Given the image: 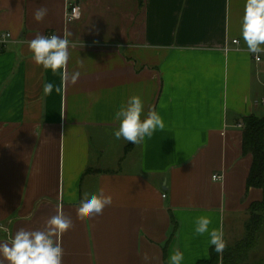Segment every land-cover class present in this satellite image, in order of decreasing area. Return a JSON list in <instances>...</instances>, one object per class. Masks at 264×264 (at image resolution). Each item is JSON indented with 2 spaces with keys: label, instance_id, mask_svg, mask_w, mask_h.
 <instances>
[{
  "label": "crops",
  "instance_id": "crops-1",
  "mask_svg": "<svg viewBox=\"0 0 264 264\" xmlns=\"http://www.w3.org/2000/svg\"><path fill=\"white\" fill-rule=\"evenodd\" d=\"M75 2L81 19L68 23ZM245 4L0 0V38L11 33L0 52V242L43 229L61 202L73 222L60 237L63 264H169L177 249L182 264H197L213 247L195 233L200 216L226 245L242 241L249 207L263 199L246 190L252 156L242 151V120L264 116V53L257 62L242 38ZM40 7L47 15L37 22ZM65 32L67 71L81 73L66 86L60 72L34 63L26 43ZM133 95L165 128L127 152L114 117ZM100 189L112 205L78 219L85 193ZM261 234L249 264H264V222Z\"/></svg>",
  "mask_w": 264,
  "mask_h": 264
},
{
  "label": "clouds",
  "instance_id": "clouds-1",
  "mask_svg": "<svg viewBox=\"0 0 264 264\" xmlns=\"http://www.w3.org/2000/svg\"><path fill=\"white\" fill-rule=\"evenodd\" d=\"M47 15V9L40 7L34 12V19L37 22L44 20ZM78 9H74V19H79ZM11 33L5 34L0 38V43L7 44ZM71 33L65 32L64 36L51 35L45 36L37 34L30 41H26L29 51L32 54L34 63L42 66L45 70H51L52 73H61L62 84L69 82L73 85L78 81L81 73L75 71L68 73L67 65L70 58V43L68 36ZM241 35L247 45V50L254 54L257 62L260 60V54L264 53V0H246L244 15L241 25ZM238 50V49H237ZM83 67L81 61L80 64ZM54 85L50 82L43 85L44 95H50ZM61 91L60 87L55 89ZM63 116V114H61ZM143 117V118H142ZM115 120L119 121L118 130L114 132L116 139L123 138L135 145H142L145 139H150L157 130H164L165 122L161 115L154 109L149 108L144 112V102L138 95L131 96L125 104H122L116 112ZM63 138V135L61 136ZM218 179L215 175L212 180ZM167 181H165V184ZM113 203L112 195H106L104 189H100L98 194L85 193L77 209V217L80 220H86L93 215H101L107 206ZM212 223L210 217L200 216L195 220V233L210 236V245L214 251L223 253L226 248V241L222 230H209ZM73 227L70 217L63 212L62 202L57 205V212L46 220L43 229L26 230L19 229L10 240L0 242V264H63L64 250L60 243V237ZM7 231V229H4ZM152 259L145 252L143 260L148 262ZM184 254L180 250H175L169 256V264H182Z\"/></svg>",
  "mask_w": 264,
  "mask_h": 264
},
{
  "label": "trees",
  "instance_id": "trees-1",
  "mask_svg": "<svg viewBox=\"0 0 264 264\" xmlns=\"http://www.w3.org/2000/svg\"><path fill=\"white\" fill-rule=\"evenodd\" d=\"M243 123V155L252 156V165L246 181L247 192L259 189L263 192V199L254 202L249 207L250 220L246 226L245 238L234 246L226 245L223 253H217L212 247L208 260H201L197 264H249V256L259 242L264 222V116L255 115L245 117ZM132 143L127 146L131 150ZM177 224L174 223V230Z\"/></svg>",
  "mask_w": 264,
  "mask_h": 264
},
{
  "label": "built area",
  "instance_id": "built-area-1",
  "mask_svg": "<svg viewBox=\"0 0 264 264\" xmlns=\"http://www.w3.org/2000/svg\"><path fill=\"white\" fill-rule=\"evenodd\" d=\"M74 9H78L79 10V13H80V17L79 19H74ZM81 5L79 2H75L73 4H69L67 6V13H66V20L68 23H72V22H77L81 19ZM8 34V33H7ZM4 36V35H3ZM2 36V37H3ZM51 36V35H49ZM1 37V38H2ZM11 35L9 36L8 40L10 39ZM233 44L234 45H239V41H233ZM7 44H4V43H0V52L4 49V47L6 46ZM260 61V60H259ZM241 127H243V125H241ZM216 177H218V179L216 181H220L221 180V177L218 176V175H215ZM164 197H166V195H164Z\"/></svg>",
  "mask_w": 264,
  "mask_h": 264
},
{
  "label": "rangeland",
  "instance_id": "rangeland-1",
  "mask_svg": "<svg viewBox=\"0 0 264 264\" xmlns=\"http://www.w3.org/2000/svg\"><path fill=\"white\" fill-rule=\"evenodd\" d=\"M262 235V234H261ZM261 235H260V237H261ZM245 236H246V234L244 235V237H242V240L245 238ZM263 243V246H264V242H262Z\"/></svg>",
  "mask_w": 264,
  "mask_h": 264
}]
</instances>
